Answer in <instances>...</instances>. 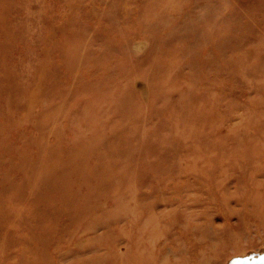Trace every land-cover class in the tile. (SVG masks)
Here are the masks:
<instances>
[{
    "label": "rangeland",
    "instance_id": "rangeland-1",
    "mask_svg": "<svg viewBox=\"0 0 264 264\" xmlns=\"http://www.w3.org/2000/svg\"><path fill=\"white\" fill-rule=\"evenodd\" d=\"M228 260L264 264V0H0V264Z\"/></svg>",
    "mask_w": 264,
    "mask_h": 264
},
{
    "label": "bare ground",
    "instance_id": "bare-ground-1",
    "mask_svg": "<svg viewBox=\"0 0 264 264\" xmlns=\"http://www.w3.org/2000/svg\"><path fill=\"white\" fill-rule=\"evenodd\" d=\"M220 22H221V21H220ZM225 22H227V21H225ZM239 31H240V30H239ZM242 31H243V30H242ZM251 31H252V30H251ZM235 32H236V31H235ZM242 33H243V32H240V34H242ZM246 33L248 34L249 31H247ZM251 33H252V32H250L249 34H251ZM253 33H254V32H253ZM253 33H252V34H253ZM247 34H246V35H247ZM248 36H249V35H248ZM241 37H242V36H241ZM243 37H244V36H243ZM236 45H237V44H236ZM219 51H220V50H219ZM191 54H192V53H191ZM192 55H193V54H192ZM222 62H223V61H222ZM193 109H195V108H193ZM196 109H197V108H196ZM202 110H204V109H202ZM202 110H201V111H202ZM193 111H194V110H193ZM205 111H206V110H205ZM215 112H216V111H215ZM204 113H205V112H204ZM214 114H215V113H214ZM190 115H191V113H190ZM193 116H195V114H194ZM210 117H211V116H210ZM210 117H209V118H210ZM193 118H194V117H193ZM213 118H214V117H213ZM202 119H204V118H202ZM208 120H210V119H208ZM208 120H207V122H208ZM212 120H213V119H212ZM207 122H206V123H207ZM242 256H246V254H243ZM229 262H230V260H228L226 264H230V263H231V262H230V263H229ZM250 262H251V261H250ZM234 263H235V262H232V264H234ZM237 263H240V262H236L235 264H237ZM263 263H264V262H263ZM241 264H242V263H241ZM252 264H253V263H252ZM255 264H256V263H255Z\"/></svg>",
    "mask_w": 264,
    "mask_h": 264
}]
</instances>
